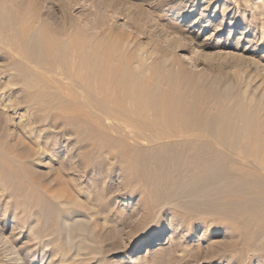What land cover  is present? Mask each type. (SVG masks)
<instances>
[{"label": "bare ground", "instance_id": "1", "mask_svg": "<svg viewBox=\"0 0 264 264\" xmlns=\"http://www.w3.org/2000/svg\"><path fill=\"white\" fill-rule=\"evenodd\" d=\"M197 1V32H169L153 58L127 38L91 34L90 22L72 25V0L58 19L37 0H0V264H104L92 201L116 196L131 198L134 219L169 212L180 235L214 231L213 264H264V0H223L217 24V0ZM244 4L258 34L242 24ZM186 45L188 56H172ZM114 165L117 190L93 192ZM158 242V232L141 240L135 260L157 261Z\"/></svg>", "mask_w": 264, "mask_h": 264}, {"label": "rangeland", "instance_id": "2", "mask_svg": "<svg viewBox=\"0 0 264 264\" xmlns=\"http://www.w3.org/2000/svg\"><path fill=\"white\" fill-rule=\"evenodd\" d=\"M188 1L189 0H187V1L186 0H184V1L183 0H179V1L178 0H153V1L152 0H88V2H86V0L85 1L84 0H72V3L68 6L69 7L68 21L72 22V25L80 26V27L85 26L86 21L90 22L91 30L89 32L91 34H93V35L97 34L96 36H99L101 33H109L110 36H113L114 38L117 36L119 38L123 37L121 39L127 38V40H129L131 43L133 42L132 47H140L143 49V51L147 55H150L153 58H159L163 53H165L167 51L166 41H168L167 35L169 34V32H177V33H179L183 36H187V37L188 36L191 37L190 35H188L189 32L194 33V34H195V32H197L195 27L189 29V26H190L192 21H194V20L196 21L199 18V13H200V8H201L200 2L201 1L198 2L196 0L195 4L193 6L194 10L190 9L192 6V3L190 4V3H188ZM234 1L235 0H233V2ZM90 2H92L93 4ZM97 2H100L104 5L100 6L99 4H97ZM217 2H218L217 3L218 11H217V15L215 17L216 19L214 18V24H217L219 22V20H221V16H222L221 6L224 3L223 0H217ZM249 2H250V4H254L255 0H249ZM36 3L38 6H40L39 7L40 8L39 9L40 15H42L43 17H44V15H47V16L52 17V18L56 15L55 19H58L60 17L59 8H60V6L65 5L67 3V0H54L53 3H56V4H53L52 2L50 4V2H43L42 0H37ZM45 4H46V6H45ZM250 4H244L243 7L240 8V10L244 11L243 23H242V21L240 23H238V24H240V27L242 26L241 28L240 27H236V28L234 27L232 29V31L237 32L234 34L232 33V36H234L235 38H238V32L243 28V25L244 26L248 25L249 28L252 30V33L255 30L257 31L256 32L257 34L260 32V29H258V27H260V22H259L258 16H256L254 14L255 11L253 9H250V7H249V6H251ZM54 6H56V7H54ZM171 6H173V7H171ZM181 6H184V7H181ZM56 8H58V9H56ZM177 8H179V9L177 10ZM102 9H104V10H102ZM183 9H184L185 13H184V15H181V12H183ZM96 10H97V12H96ZM115 10H116V12H115ZM122 10H123V13H121ZM250 10H251V12H249ZM245 11L248 12L251 16L248 13H246ZM53 12H57V13H53ZM175 12L178 13L177 14L178 16L176 15ZM57 14H58V16H57ZM123 15L125 16V18H123L124 17ZM130 17L132 19H130ZM174 17H176V18H174ZM142 20L144 22H142ZM245 20L247 23L245 22ZM229 22H230V20L228 19L227 16H225L223 19V23H222L224 25V29H223L224 31L221 32V34H222L221 37L218 38L217 35H213L212 39L208 42V43H210V49L207 51H209L211 53L213 51L212 47L215 45V43H217V41L218 42L220 41V44L224 42L223 40L226 38V35L228 32L227 30L229 28ZM241 23L243 25H241ZM173 28H174V30H173ZM166 30H168V31H166ZM211 33H212V31L208 30V31H205V34L200 33L198 35V37H201V40H203L205 37L206 38L209 37V34H211ZM263 33H264V29H263ZM128 38H130V39H128ZM155 46H157V47H155ZM153 47H155V48H153ZM163 47H166V48H163ZM184 47H185L184 50L173 51V52L171 51L172 56L173 55L174 56L176 55L179 57L184 56V55L188 56L189 55L188 46L186 45ZM157 48L159 51L157 50ZM254 48H255V46L252 44L251 46H249L248 49L254 50ZM255 52L259 55L264 54V41H262V43L258 47H256ZM153 54H155V55H153ZM181 61H183L184 66L187 69H191L192 63H188L185 59H182ZM210 76H212V75H210ZM75 151L78 153V147H76L73 150V152L75 153L76 158H77L78 155ZM78 161H79V159H78ZM120 169H122V167L118 166V165H114V166L110 167L106 171L107 176L105 175L104 177L98 179V182H96V183L94 182L95 184L94 183L91 184L93 192L95 189L98 188L97 191L102 192V194H103V193H105V190L108 189V187L113 188L114 191L117 190V188H118L117 175L120 174ZM108 174H109V176H108ZM112 181H114L115 183H113ZM93 186H95L96 188ZM99 189H101V190L99 191ZM116 197H113L115 199L112 200L113 201L112 204L106 203L107 205H105L104 203L103 204H97V203H95V201L94 202L92 201V204L94 203V207H93L94 212L96 213L95 220L98 222V225H99L98 234L100 236L103 234L102 235L103 237L102 236L100 237L102 239L103 244L101 243L102 245L100 244V246H101V251H102V257L104 259V264H163V263L164 264H166V263L167 264H213V261L210 259V255H209L210 251H209L206 243H208V241L220 242L222 239L221 237H219V235H215L214 231L213 232H212V230L207 231V233H206L207 237H205L206 239L204 238L202 227L200 229H193L192 228L190 231L183 232L182 234L185 233L184 235H180L181 233H179L178 231H173L167 224L168 217L170 216L168 214L169 212L161 213L156 217H149L148 216L147 218L144 219V221H141V219H137V218L134 219V217L132 218L129 214L130 213L129 210H127L130 208L125 207L126 202H127V204L131 203L130 197H124V198H119V197L116 198ZM121 199H123V200H121ZM96 206H97L99 212L97 211ZM123 209H125L126 211ZM97 213H99V214H97ZM113 213H114V216L112 215ZM97 215H99V216H97ZM112 217H113V219H112ZM101 221L105 222V224H104L105 228H103V226L100 228L101 224L104 223ZM108 224H109V227H108ZM104 232H105V234H104ZM153 232L159 233V242H158L159 248L164 249L165 253L158 255L159 257H157L158 258L157 261L154 260V256L149 255V254L145 255L143 258V259L146 258V261L143 259H141L140 261H136L135 260L136 255L133 254V250L137 247V245L139 244V242H141V240L147 239ZM172 232L175 234L172 235ZM187 233H188V235H187ZM109 234H111V235L109 236ZM185 235H187L188 237H185V239H184ZM113 236H114V238H113ZM177 236L178 237L180 236V237L178 238ZM183 239H184V241H183ZM204 240H205V242H204ZM191 241H193V242H191ZM110 243H113V246ZM192 243L195 246H193ZM114 244H116L118 246H116ZM107 245H108V247H107ZM109 246H112V247L109 248ZM191 246L194 248H192ZM116 247H118V248L116 249ZM107 249H109V250H107ZM110 249H112V250H110ZM188 251L190 254L188 253ZM167 252H170L171 256H167ZM180 252H181V255H180ZM143 255H144V253H143ZM164 258H167V259L169 258L170 262H166V260ZM130 260H132V261H130ZM153 261H154V263H153ZM107 262H109V263H107Z\"/></svg>", "mask_w": 264, "mask_h": 264}]
</instances>
